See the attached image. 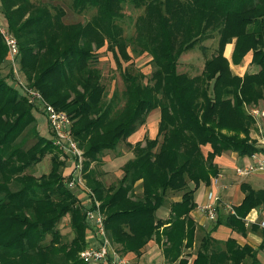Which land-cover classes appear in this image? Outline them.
Masks as SVG:
<instances>
[{"label":"trees","instance_id":"1","mask_svg":"<svg viewBox=\"0 0 264 264\" xmlns=\"http://www.w3.org/2000/svg\"><path fill=\"white\" fill-rule=\"evenodd\" d=\"M53 1L0 0V14L15 40L24 81L73 121L70 134L86 158L82 178L104 210L109 240L122 254L135 256L152 240L167 264H254L249 246L228 239L218 249L210 234L191 262L183 250L195 244L194 193L219 175L214 159L225 151L239 157L263 151L250 139L255 121L245 106L264 101V0H70L77 14L94 10L86 22L71 25L62 23L64 12L50 7ZM124 3L142 10L130 51L150 57L153 72L145 84L141 73H121L124 99L118 109L112 97L104 101L93 65L95 51L104 45L116 66L119 58L130 59L116 23ZM215 36L216 53L204 62L201 75L178 73L180 57ZM232 42L231 63L239 65L251 53L257 72L232 73L223 56ZM5 55L0 34V65ZM6 78L14 81L10 74L0 77V264H82L77 254L86 233L83 209L62 184V165L50 140L35 130V109ZM154 110L160 114L157 136L131 145L133 157L121 166L117 184L105 188L89 163L130 137ZM24 137L34 139L26 149ZM206 146L210 150L204 155ZM46 155V175L25 173ZM169 192L181 195L170 203L167 217L158 219ZM245 193L233 214L217 224L247 231L243 219L264 206V190ZM65 216L73 234L68 244L56 229Z\"/></svg>","mask_w":264,"mask_h":264},{"label":"rangeland","instance_id":"2","mask_svg":"<svg viewBox=\"0 0 264 264\" xmlns=\"http://www.w3.org/2000/svg\"><path fill=\"white\" fill-rule=\"evenodd\" d=\"M56 7L61 9L64 12V16L62 18V23L65 25H71V24H82L86 22L93 14L94 10L93 9H88L81 14L75 13L71 9L70 5V0H54L53 2L50 3V7ZM49 7V8H50ZM142 13L141 9H136L133 8L130 4L124 3L121 11H120V17L116 21L117 25L121 28L122 30V37L126 40L127 42V53L129 54L130 59L128 61H124L121 58H119V67L116 66V63L114 59L112 58L111 53L106 49V46L104 45L102 48L98 49L95 51V63L94 67L99 73V83L102 85L104 88V101L109 100L111 97L115 99V106L116 108L120 109L121 106L123 105V90H124V83L121 79V73L124 72H129V73H141L144 76L143 84L148 83V79L151 78L152 72H153V65L151 62V58L148 57L147 55H141V56H136L135 54L131 53L130 51V41L133 37L134 34V21L137 16H139ZM0 27L4 28L5 27V21L3 17L0 14ZM6 31V29H5ZM216 37V36H215ZM212 38L210 40H207L203 42L201 45L197 46L193 51H190L188 53L183 54L179 61H178V66H177V71L178 73H184L188 75L189 77H196L200 76L202 71H203V66L204 62L211 58L215 53L217 49V37ZM230 45L231 46V51L228 56H226V47ZM224 48L223 56L229 61V66L234 75L240 74L242 77L243 74L246 72L249 73H255L257 72L258 68L255 67L251 63V53L245 56V58L242 60V62L239 65H233L231 63V54L233 51V42L231 44H228ZM5 46V45H4ZM6 48V46H5ZM14 73H13V68L9 65L8 62V53L6 49V55L3 63L0 65V77H7V74H10L13 79L19 77V79L26 84L28 88H31L27 85V83L24 81V76L22 72L19 69V64H18V57L16 55V60H15V65H14ZM238 76V75H237ZM11 78V77H10ZM6 78V82L10 86H15L18 91V85L16 82H14L12 79ZM37 91V90H35ZM38 92V91H37ZM114 102V101H113ZM264 101H260L256 105H250V106H245L246 111L249 113L252 110H258L259 112H264V104L262 103ZM47 103V102H46ZM28 104V103H27ZM48 104V103H47ZM29 105V104H28ZM60 111V110H59ZM63 112V111H60ZM66 114L65 112H63ZM67 115V114H66ZM159 110H154L151 113H148V115L145 118V121L143 125L137 128V130L126 140L120 141L115 145L113 149L110 150H102L96 155L95 161L90 162L89 167L94 171L96 178L101 182V184L106 188L109 186H115L121 177V166L127 162L128 160L132 159V150H131V145H133L136 142H142L143 139H154L157 136V130H158V122H159ZM251 115V114H250ZM32 116L34 117L35 120V130L37 134L41 137L44 138H49V130H48V122L46 119V116L38 111V110H32ZM69 118V116L67 115ZM255 119L254 117H252ZM258 119H264V117H259L256 118L255 120L257 121ZM70 121V133H71V126L73 121L69 118ZM252 135H257L259 138L263 139L264 135H260L257 131V127L255 125L253 126L251 132ZM72 137V136H71ZM26 139L23 147L26 149L30 147L34 139L29 138V137H24ZM23 139V140H24ZM73 139V138H72ZM251 139V137H250ZM74 140V139H73ZM255 140V141H254ZM158 141L161 142V138H158ZM255 143V145L261 149H263L260 146H264V140L263 142H258L256 139H251ZM77 145V142L74 141ZM51 143V142H50ZM51 146L54 149V152L58 158V161L61 163V169L60 171L62 172L64 163H62L59 160V151L51 144ZM78 147V145H77ZM80 151V149L78 147ZM209 147H203L202 152L204 155H207V152L209 151ZM259 153H264L263 151ZM82 157L83 160L81 162V166L83 167V163L86 161V158L83 156L82 152ZM264 157V156H263ZM250 160L251 157L249 156ZM252 164V160L251 163ZM240 168V167H237ZM235 168V170L237 169ZM49 169V155H46L41 162H39L36 165L30 166L25 173L30 174L34 177H38L40 175H46ZM235 177L237 178H243L244 176H238L235 172ZM250 176V175H248ZM245 176V177H248ZM237 182V183H235ZM239 181H234L235 185L238 184ZM244 182V181H241ZM218 185L220 182H217ZM214 184V185H217ZM137 184V183H136ZM189 188H192L193 185L191 183L188 184ZM201 190H199L195 196L199 197L201 195ZM135 194L138 196L140 194V189L137 186L135 188ZM74 195V194H73ZM180 193H171L169 192L166 197V204L159 209L156 212V217L158 219H165L168 215V210H169V205L171 202L176 201L180 197ZM219 196V195H218ZM222 196V195H221ZM75 197V195H74ZM223 199L219 196V201L217 204V214H227L232 206V202L230 199ZM76 199V198H75ZM77 201V199H76ZM79 201V200H78ZM78 201L76 203H78ZM98 205L95 207L92 205L89 209L90 210H98V213L102 219V225L105 219V213L104 210L100 207V203L96 200ZM80 203V202H79ZM77 204L79 207L80 204ZM203 217V216H202ZM257 222L259 226L264 227L263 224L261 223L262 218L264 217V210L261 211L260 214H257ZM204 218V217H203ZM205 219V218H204ZM195 220L196 223V234H195V244L193 248L191 249H184L183 250V257L188 259L189 262L192 261L193 256L195 254L196 249L199 246V243L201 239L207 235L212 233V228L217 224L220 219H216V222H212L209 220H204V225H200V221L197 220V218L193 219ZM56 229L60 234V241L64 244H68L69 241L72 239L73 234L72 231L69 227V222H68V216L63 217L59 223L56 225ZM104 230V226H103ZM85 239H84V247H86L87 243H91L94 240L93 238H90L94 232H92L90 229L85 230ZM105 238L108 241L109 245L112 247L113 251L115 252L116 256L120 260H125L128 264H167L163 260L162 252H161V247H159L154 241H147L144 244V247L141 249V253L137 256L127 253V254H122L121 252L118 251L119 246L117 244L112 243L108 236L106 235V232L104 230ZM259 237H262L260 233H257ZM216 243L214 244L216 248L218 249H223V241H217L215 240ZM82 248V249H83ZM81 249V250H82ZM80 250V251H81ZM120 250V249H119ZM79 251V252H80ZM78 252V253H79ZM78 255V254H77ZM143 255V257H141ZM176 264V263H175ZM244 264H251L250 260H247Z\"/></svg>","mask_w":264,"mask_h":264},{"label":"built area","instance_id":"3","mask_svg":"<svg viewBox=\"0 0 264 264\" xmlns=\"http://www.w3.org/2000/svg\"><path fill=\"white\" fill-rule=\"evenodd\" d=\"M5 27H0V34L8 53L9 65L13 68L17 55L16 43L13 37L5 31ZM14 82L18 85L19 92L32 105L35 110L42 112L48 122L49 140L51 144L59 151V160L64 163L62 175V184L71 191L83 209L84 223L87 230L90 229L94 234L90 237H95L91 243H87L78 253V259L82 264H128L125 260H120L116 256L112 247L105 238L102 219L98 210H90L89 208L98 203L94 200L92 193L85 186L82 178L83 160L82 151H80L70 134V121L66 114L55 110L51 105L47 104L39 92L33 88H28L19 77ZM252 117H264V112L252 110L249 112ZM264 153L252 154V164L235 170L238 176H248L257 172L264 171ZM217 183L216 178L213 180ZM219 196L216 192H208L204 204L198 206L197 210L205 215L210 221L217 219V204Z\"/></svg>","mask_w":264,"mask_h":264},{"label":"crops","instance_id":"4","mask_svg":"<svg viewBox=\"0 0 264 264\" xmlns=\"http://www.w3.org/2000/svg\"><path fill=\"white\" fill-rule=\"evenodd\" d=\"M225 51H227L226 56H228L231 51V46L228 45ZM236 75L241 76L240 74H236ZM262 103L264 104V102ZM254 121L258 133L260 135L262 134L264 135V119H258L257 121L254 119ZM250 137L251 139H256L258 142L261 141L263 142L264 140V138L261 139L257 135L255 136L252 135V133H250ZM260 147L264 149V146H260ZM213 162L219 169V175L216 178L217 182H220L219 185L218 183L217 185H214L213 182L214 179H212L210 184L208 185L200 184V186L194 193V201L196 206L195 209L192 210V212L190 213V217L192 218V220L194 218L195 219L197 218V220L200 221V225H204L205 223L204 220H208V219L205 217L203 213L197 210V208L198 206L205 203L208 192H216L222 199L226 197L225 199L227 200L230 199L231 201H233L231 209L227 214L225 215L217 214V219H221L223 221V219L226 216L230 215V213L233 214L232 208L238 207L242 203L246 194L245 192L247 190H253V191L264 190V171L257 172L255 174L243 178H237L234 176L235 168L244 167L251 163L249 157H239L231 151H225L220 156H217ZM63 173L64 170H62L61 176L63 175ZM234 181H239V182L238 184L235 185V183L237 182L234 183ZM199 190H201L202 193L199 197H197L195 195ZM262 210H264V206H259L255 209H252L245 216V218L243 219V223L247 231L244 234L233 231L229 227L225 226L224 223L221 225L215 224V226L212 228V233L209 234L213 238V240L223 241V248L225 242L228 239L234 240L237 243V245L241 247L245 245L249 246L252 250L255 251L256 254L255 257L256 262L254 264H264V227L259 226L257 222V218H258L257 214H260ZM193 221L195 222V220ZM261 223L264 226V217L262 218ZM251 226H256L258 229L256 231L251 230ZM257 233H260L262 237H259ZM261 245L263 247H261ZM141 257H143V255Z\"/></svg>","mask_w":264,"mask_h":264}]
</instances>
